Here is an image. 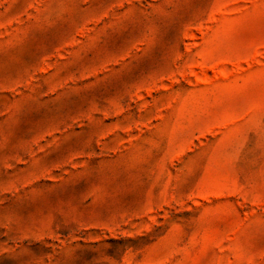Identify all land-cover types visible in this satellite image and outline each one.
Masks as SVG:
<instances>
[{"label":"rangeland","instance_id":"obj_1","mask_svg":"<svg viewBox=\"0 0 264 264\" xmlns=\"http://www.w3.org/2000/svg\"><path fill=\"white\" fill-rule=\"evenodd\" d=\"M0 264H264V0H0Z\"/></svg>","mask_w":264,"mask_h":264}]
</instances>
